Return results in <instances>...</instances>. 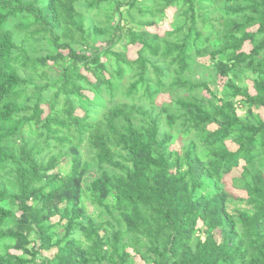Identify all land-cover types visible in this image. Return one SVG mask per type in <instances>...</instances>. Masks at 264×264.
<instances>
[{"label": "trees", "instance_id": "trees-1", "mask_svg": "<svg viewBox=\"0 0 264 264\" xmlns=\"http://www.w3.org/2000/svg\"><path fill=\"white\" fill-rule=\"evenodd\" d=\"M135 256L264 264V0H0V264Z\"/></svg>", "mask_w": 264, "mask_h": 264}, {"label": "rangeland", "instance_id": "rangeland-1", "mask_svg": "<svg viewBox=\"0 0 264 264\" xmlns=\"http://www.w3.org/2000/svg\"><path fill=\"white\" fill-rule=\"evenodd\" d=\"M174 12H175V9L173 8V9H170L168 12H167V18H165L164 20H163V22H161V23H159V24H157L155 27H153V28H151V29H148L150 32H153V33H158V34H160V35H164L165 34V32L167 31V30H169L170 29V25H171V23H172V18H173V15H174ZM123 46V44H121V46H119L118 48H117V50L118 51H123L122 50V47ZM140 49V46H138V45H135V46H129V47H127V49H126V52H127V57L129 58V59H135L136 57H137V53H138V50ZM250 49H251V46L250 45H248V44H245V46H244V51H246V52H249L250 51ZM202 63H205L206 62V60H200ZM224 84V79H220L219 80V86H221L222 87V85ZM170 97L167 95V94H161L158 98H157V104H163V103H170V99H169ZM45 110H46V113H47V108L45 107ZM78 114H81L80 112H77V115ZM179 148V144L178 143H176L174 146H173V149H178ZM230 148H233V146H231ZM238 174V172H236L234 175H237ZM234 175H230V176H227L226 178H225V181H226V183H227V187L228 188H231V180H232V177L234 176ZM56 219H54L53 221H55ZM129 252H131V251H129ZM12 253H16V254H18V253H20V252H14V251H12ZM54 253H55V251H51L50 253H48L47 255L48 256H50V257H52L53 255H54ZM46 255V254H45ZM135 258V262L137 263V264H143L142 262H141V260L138 258V256H135L134 257Z\"/></svg>", "mask_w": 264, "mask_h": 264}]
</instances>
